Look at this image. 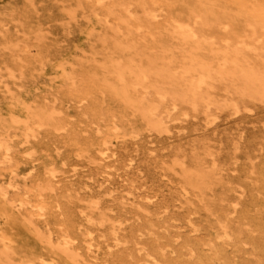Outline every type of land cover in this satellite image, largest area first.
<instances>
[{"label": "bare ground", "instance_id": "obj_1", "mask_svg": "<svg viewBox=\"0 0 264 264\" xmlns=\"http://www.w3.org/2000/svg\"><path fill=\"white\" fill-rule=\"evenodd\" d=\"M18 1L0 0V264H92L98 254L92 231L50 199L67 158H36L47 137L69 126L63 105L94 102L95 126L83 130L97 152L92 162L113 165L122 135L169 133L188 118L212 124L223 111L264 104V0H53L52 10L30 26L17 20L22 36L5 29L6 19L16 23L13 17L34 11L37 0ZM82 14L96 22L84 80L77 86L72 72L55 86L50 54L60 37L49 23L65 29ZM171 169L187 205L196 202L221 238L243 231L231 219L235 205L215 192V166L197 156L188 165L176 159ZM72 171L67 178L75 177ZM112 225L118 234L121 227ZM175 236L169 224L148 219L137 236L142 246L128 249L121 264H195L193 248Z\"/></svg>", "mask_w": 264, "mask_h": 264}, {"label": "rangeland", "instance_id": "obj_2", "mask_svg": "<svg viewBox=\"0 0 264 264\" xmlns=\"http://www.w3.org/2000/svg\"><path fill=\"white\" fill-rule=\"evenodd\" d=\"M52 2L37 0L34 11L14 14L16 23L7 17L5 29L22 36L16 27L17 20L30 26L37 19L35 16L44 18L52 10ZM85 16L80 15L65 29L56 20L49 23L53 35L60 37L51 45L53 55L50 54L55 86L63 85L61 82L72 72L78 73V86L88 69L85 58L90 56L91 45L87 43L91 44L90 34L96 22L88 23ZM166 18L160 16L156 25ZM39 83L45 91L51 90L45 86V80L40 79ZM93 104L91 99L65 103L62 109L69 116V126L62 133L47 137L43 149L36 154L37 162L54 156L67 158L69 165L64 174H58L50 199L61 203L65 217L74 216L92 231L98 253L97 259L89 258L92 264H121L128 249L142 246L137 236L148 219L173 227L176 241L193 248L195 264H264V194L259 196L256 191L262 186L259 180L264 181L263 103H251L239 113L223 111L212 124L202 118H188L174 123L169 133L122 135L113 146L117 156L116 162H111L113 165L92 162L97 152L88 148V132L83 130L95 126L90 119ZM197 156L204 157L210 167L215 166L213 173L219 181L215 192L235 205L237 211L233 210L231 219L235 224H243L242 232L221 238L195 208L196 202L189 206L180 195L171 166L176 159L184 165L193 164ZM131 158L136 160L130 168L127 161ZM74 168L75 177L67 178L75 173ZM68 194L74 197H65ZM91 203L96 207L90 209ZM104 212L109 214L108 220L101 222ZM115 222L121 227L118 234L113 233ZM88 251L86 248L85 253Z\"/></svg>", "mask_w": 264, "mask_h": 264}]
</instances>
